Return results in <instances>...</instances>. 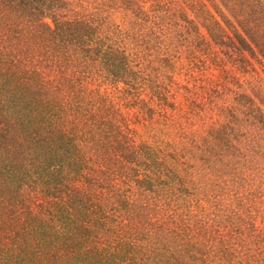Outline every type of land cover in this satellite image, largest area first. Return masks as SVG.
I'll list each match as a JSON object with an SVG mask.
<instances>
[{
  "label": "trees",
  "instance_id": "16d2710c",
  "mask_svg": "<svg viewBox=\"0 0 264 264\" xmlns=\"http://www.w3.org/2000/svg\"><path fill=\"white\" fill-rule=\"evenodd\" d=\"M219 2L0 0V264H264L263 107L222 103L213 77L173 87L212 70L206 32L240 52L264 37L256 0L242 32Z\"/></svg>",
  "mask_w": 264,
  "mask_h": 264
},
{
  "label": "rangeland",
  "instance_id": "374dc122",
  "mask_svg": "<svg viewBox=\"0 0 264 264\" xmlns=\"http://www.w3.org/2000/svg\"><path fill=\"white\" fill-rule=\"evenodd\" d=\"M256 4L264 7V1H263V3H261L260 0H256ZM211 7H212V11L217 16L219 15L218 17H220V19H222L221 15L223 16V14H224L225 18L228 19V23H233V25H237L239 27V31H241V32L243 31V28H241L242 26L240 25L241 23H239V19H242V18H240V16H238V9L240 7H242L241 0H220L219 10L217 12L213 6H211ZM89 9H90V6H89ZM191 11H193V13H195V10H191ZM220 12H221V14H220ZM260 17H261V15L256 14L255 19H254L255 22L252 23V26L255 25V28L260 27L261 24L264 23V17L263 18H260ZM113 19H116V21H117L116 23H118V22L121 23L125 30L130 27L129 23H126L122 19L121 13H116L115 17H113ZM46 21L51 23V18L49 16L46 17ZM223 25L226 26V28L228 29L229 34H230L232 32V30H231L232 28H230L227 25V23H223ZM201 29L204 30V26H201ZM262 31L263 30L261 29V32ZM144 33H145V36H144L143 46H146V41L148 40V34H147L146 29L144 30ZM209 35H210V33L206 32V36L208 37L209 43L206 47L205 53H203L202 56L206 57V55H207L209 58H211V56H212L211 53H217L216 59L212 60L214 62L212 70L209 67H206V68H204L202 66L196 67L191 71L193 73V76H191V74L188 73L185 69H182V71L178 72L175 76L176 81L173 85V87L175 86V90H177V86L187 85L186 81H187L188 76L190 78H193L195 75L196 76H202L203 78L213 77V78L218 79V82L223 83V85H224V82L227 81L228 85L230 86V89H232V91H233V92L229 91L227 94L229 99L232 101H221L222 103H224V102H226V103L238 102V101H233L234 99H238V96L236 95L237 91H241V90L245 89L249 93L250 97L253 98L254 103L263 107V112H264V37H263L262 33L257 32V34L254 35V38H255V40H257V42L255 41V43H253V47H254L253 51H249L246 49V50H243L242 52H240L239 50L237 51V48H234L231 45L227 44L228 37H225L223 42H221L219 44L217 37L213 38ZM231 36H233V34ZM215 41H217V42H215ZM258 41H261V42H258ZM208 61L211 62V60H208ZM193 82L194 81H192V83L190 84L191 86L193 85ZM146 92H147V90L144 91V94L142 95L143 98L147 96ZM144 102H150V101H144ZM157 102L158 101H154V102H150V103H157ZM157 114L158 113H156V115ZM195 116H197V115H195ZM202 116L203 115H198L199 118ZM191 119H194V116H192ZM200 127L203 128L202 122H200L199 125L195 124V126H194V128H200ZM204 127L206 128V126H204ZM177 131H178V133L180 132V130L176 129L173 132L174 135L178 134ZM155 133H156L154 135L155 137L157 135L162 134V132H155ZM174 135H172V136H174ZM191 170L193 173H196V176H197V173H198L197 166L193 165ZM225 171L227 172L226 173L227 177H225V178L231 179V177L228 176L230 173H229L228 167H226V166H225ZM83 182L86 185L88 184V181L84 180ZM234 185L235 184L232 183L230 188L234 189ZM241 191H242V189H241ZM240 193H239L238 198H240ZM197 196H199L200 200L197 203L193 202V205L201 203L200 207L201 206L203 207V212H201L199 216L203 215L204 224L205 223H207L208 225L209 224H212V225L220 224L221 222L219 221L217 216L213 217L214 214L212 213L211 208H210L212 196L209 194L203 195L200 193H199V195H195V198ZM217 196L222 197V202L224 204L228 202V200L226 199L227 192H223V190H222V193L220 192V195L218 193ZM244 197H245V195H244ZM195 208H196V206L193 207V210L191 212V215H192L191 220L194 219L196 222H198V220L196 219V215H195V213H193V211L194 212H200V210L195 209ZM180 215L183 216V213L180 212ZM229 229H230V227H227V228L223 227V226L220 227V231H221V234H223V237H224V235L229 233L228 232ZM232 232L234 234L232 241H237L236 240L238 238L237 230L235 228H233ZM239 235H240V239H248L250 241L249 247L254 246V244L251 242L252 238L250 236H246L245 234H243V235L239 234ZM239 245H240V247H245L246 243H244L243 241H240ZM239 245L236 244V247H239Z\"/></svg>",
  "mask_w": 264,
  "mask_h": 264
}]
</instances>
